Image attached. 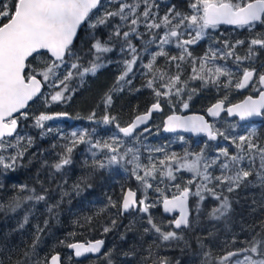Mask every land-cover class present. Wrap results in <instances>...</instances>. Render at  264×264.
<instances>
[{
    "label": "trees",
    "instance_id": "16d2710c",
    "mask_svg": "<svg viewBox=\"0 0 264 264\" xmlns=\"http://www.w3.org/2000/svg\"><path fill=\"white\" fill-rule=\"evenodd\" d=\"M5 2L10 4L11 0H5ZM157 3L160 5L161 16L172 5L176 6L177 11L191 14L190 0H157ZM118 6L116 0H104L81 30L72 51L80 57L78 62L83 67H88L89 62L94 59L93 37L107 41L120 20L118 17L111 18L107 25H99L95 29L88 25L95 23L97 16L105 11L116 10ZM140 10H143V5ZM123 30L128 29L125 27ZM139 31L145 32L142 24L139 26ZM160 31L162 34V30ZM182 38L187 39V34L185 33ZM253 38H264V24L257 23L245 27L220 25L215 29H207L203 38L190 45L189 50L193 57L200 58L209 48L223 47L225 40L230 43L241 40L245 43L238 46L235 51L244 57L248 51V42ZM144 39L148 37L145 36ZM132 43L137 47L140 59L126 77V80H131V84L124 81L118 83V77L125 70L124 62L130 60L131 55L127 52L123 40L113 37L110 43L112 51L102 54L100 63L104 66L99 68L95 75L88 73L83 80L75 76L69 81V88L74 91L65 95H70V99L46 104L45 98L54 94L56 89L45 83L43 95L26 110L27 118L18 117L20 130L17 135L21 139L17 141V135L6 139V145L11 144L14 147H7L0 152L6 160L17 152L23 153L14 170H5L0 166V204L7 205L13 197L21 198V207L15 212L8 210L7 207L0 211V261H3V264H15L17 260L27 264L37 253L38 255L41 253L42 261L53 254L61 253L64 257L63 264H77L67 244L96 240L105 242V253H111L112 264H159L160 261L154 258L153 253L159 255L160 259L167 258L170 264H177V261L179 264H217V257L223 256L228 251L246 247L241 241L250 240L251 235L255 234V232L249 233L248 225L256 224L255 231H259L258 222L264 220V207H260L264 204V189L259 186L242 187L237 189L236 193H228L226 190L217 188V192L223 191V194L229 196L232 202V211L219 220L210 219L208 216V212L218 206L219 201L205 193L206 198L201 204V213L197 221L195 208L198 198L193 196L190 205L191 220L194 223L191 228L183 230L187 244L184 241L163 242L156 234L143 231L145 227H148L145 214L138 219H136L138 212L125 216L120 214V206L126 190L142 187L133 175L132 165H126L128 163L123 160L116 164H109V158L113 153L108 149L94 148L89 143H82L74 147L71 153L72 162L69 165L60 171L52 167L64 153V146L69 143L72 132L86 133V138L92 143L99 141L101 144L104 142L112 144L113 140H116L119 146L118 158L130 145L138 147L143 156L144 165L149 164L150 157L158 165L159 159H162L165 154L176 153L177 156L182 157L185 150L199 152L205 147V142L208 144L206 152L209 156L216 155L217 149L223 147H227L230 153L236 151L235 145L223 137H219L218 141L214 142L206 138L195 139L182 134L166 135L162 132L164 120L166 116L174 113L206 115L208 108L221 100L229 106L244 100L249 95L256 97L258 92L254 90L253 85L245 92L234 86L225 88L223 86L227 80L225 77L220 78V86L202 85L199 80H189L191 67L188 63H184L181 79L188 81V85L184 90L183 99L188 100V94L192 93V98L188 101L189 107L184 109L175 95L170 98L163 96L158 98L153 88L147 87V81L152 76L144 65L148 63L150 54L157 51L156 45L153 44L148 51H144L141 39L134 38ZM122 47L124 51H121ZM165 51L170 55L180 54V49L175 43L165 45ZM44 53L42 57L30 59L33 68L43 67L42 61L49 59L50 55ZM68 62L70 64L73 61L70 59ZM216 63L232 71L233 83L240 78L245 68H254L256 70L254 80H258L259 74L264 73V48L255 46L254 57L251 60H243L239 64L234 58L218 59ZM157 67L173 74L176 71L175 66H169L164 57L157 59ZM65 71L63 68L60 69L58 75L62 78ZM38 78L41 77L38 76ZM155 87H160L159 80L156 81ZM255 87L258 88L259 84L256 83ZM192 89L196 91L192 92ZM108 95H111L112 102L106 107L105 101ZM158 99L163 107V113L154 115L150 133L143 134L139 131L134 137L128 138L119 131L117 124L119 127L130 125L137 116L148 112ZM42 113L53 116L66 113L71 120L65 122L53 119L45 123V128L41 129L35 126V118ZM93 113L95 118L89 119ZM106 114L115 117V120L109 124L103 123L102 118ZM210 121L217 129L226 132L230 137L247 135L248 131L254 128L257 133V143L264 147V118L261 123L241 125L236 119H230L225 114L219 120ZM48 128H51L50 132L47 131ZM29 138L33 141L30 146L27 142ZM156 149H163V151H156ZM99 162H103L106 167L102 169L97 167ZM258 165L257 158L256 166ZM244 166L248 167L247 159L244 161ZM219 174V169L216 168L214 175ZM176 175L178 179L172 183H178L181 186L191 179V174L187 172H179ZM249 179L255 181V175ZM77 184L80 185V190L74 189V185ZM166 184L168 185L166 194L170 196L175 189L167 181L165 184H160V187L165 188ZM22 185H27V189L20 191ZM191 187L195 191V185ZM32 189L35 191H31ZM138 194L140 197L144 196L143 193L138 192ZM37 195H44L45 200L26 199ZM147 196L149 203L157 199L154 189L147 190ZM110 200L116 203L115 207L111 206ZM253 200L256 201L255 204ZM161 205L157 204L150 209V212L156 222L162 223L165 231L172 230L169 225L171 219L162 214ZM52 206H55L54 210L49 212L48 209ZM101 209L104 211L101 212ZM25 216L28 217L27 223H24ZM85 217L93 218L91 224L84 223ZM112 219H116V227L104 233L103 228L111 227ZM21 224H23L22 228ZM130 225L132 228L128 230ZM242 228L245 230L242 231ZM37 236L38 242H36ZM197 238L202 241V245ZM233 238L237 241L235 244L232 243ZM34 242L36 247L33 252ZM113 244L115 245L112 246ZM24 252L32 253V255L25 258ZM126 252L132 254L125 256ZM206 252L211 255L206 257ZM107 259L103 255L96 262L107 264ZM235 259L237 258L233 260Z\"/></svg>",
    "mask_w": 264,
    "mask_h": 264
},
{
    "label": "snow or ice",
    "instance_id": "6c2138e0",
    "mask_svg": "<svg viewBox=\"0 0 264 264\" xmlns=\"http://www.w3.org/2000/svg\"><path fill=\"white\" fill-rule=\"evenodd\" d=\"M116 2L119 5L116 10L105 11L96 17L95 23L88 25L95 29L99 25H107L111 18L118 17L120 20L107 41L93 37L94 59L89 62L88 67H83L78 62L80 57L73 53L72 45L74 38L77 37L78 29L86 21L91 20L94 10H98L101 6V0H11L10 4L6 3L5 0H0V151L6 150L7 147H14L11 144L6 145L4 139L5 137H12L17 131L18 117L14 114L18 113L27 118V112L22 110L28 107L29 101L43 95L41 89L45 83L56 89L54 94L45 98L46 104L70 99V95H65V93L74 91V89L69 88V81L75 76H79L83 80V77L88 73L95 75L96 71L104 66L100 63L102 54L112 51L110 43L113 37L122 39L127 52L131 55V59L124 62L125 70L118 77V83L124 81L131 84V80H126V77L133 71V65L140 59V53L132 43V40L137 38L142 40L144 51H148V48L153 44L157 47V51L150 54L148 63L144 65L152 76L147 81V87L153 88L156 97L170 98L175 95L184 109L189 107L188 101L191 100L192 93L188 94V100L183 99L188 81L181 79L183 64L188 63L191 67L189 80H199L202 85L220 86V78L225 77L227 78L223 84L225 88L234 86L236 89H244L251 84L254 90L258 92L256 97L249 95L241 103L227 108H225L224 100L218 101L208 108L207 112L210 116L218 117L222 111H226L229 116H239L241 120L252 117L264 118V73L259 74L258 80H254L256 70L245 68L240 78L233 83L232 71L224 65L216 63L218 59L227 60L228 58H234L237 64L242 63L243 60H251L255 55V46L264 48V38L251 39L248 42V51L244 57L235 51L238 46L245 43L241 40H237L235 43L225 40L223 47L209 48L200 58L193 57L189 50L190 45L203 38L207 29H215L221 24L238 27L253 26L257 23L264 24V0H190V15L177 11L176 6L172 5L167 8L162 16L157 0H132V2L116 0ZM141 5H143L142 11L140 10ZM141 24L145 28V32L139 31ZM125 27L128 30L124 31ZM160 30H162V34ZM185 33L188 36L187 39L182 38ZM145 36L148 39L145 40ZM173 43L180 49L178 56L170 55L165 51V45ZM41 50H46L50 57L48 60L42 61L43 67L33 68L29 58L35 60L37 57H42L45 53ZM124 50L122 47L121 51ZM159 57H164L169 66H175L174 74L157 67ZM70 59L73 62L69 64ZM62 68L66 71L61 78L58 72ZM157 80L160 81L159 88L155 87ZM256 83L259 84L258 88L255 87ZM195 91L192 89V92ZM111 102L112 97L108 95L105 106H109ZM154 110H160L159 99L147 113L137 116L129 126L119 127L117 124L119 131L125 137L131 136L139 125L147 122ZM62 115L67 114L60 113L53 116L42 113L35 118V126L44 129L46 121ZM94 118L95 113L89 117V119ZM102 120L103 123L109 124L115 120V117L106 114ZM144 130L148 131L147 128ZM164 130L168 132L183 130L185 132L204 133L208 141L223 137L235 145L236 151L230 153L227 147H223L217 149L216 155L209 156L206 152L208 144L205 142V147L201 148L199 152L185 150L182 157L177 156L176 153L165 154L162 159H159L158 165L150 157L148 165H141L137 152L132 148H129L118 158L119 146L116 140H113L112 144L107 142L101 144L99 141L92 143L86 138V133L72 132L69 143L64 146V153L52 167L56 171H60L69 165L72 162L71 153L74 147L82 143H89L94 148L108 149L113 153L109 158V164L119 163L129 153H132V159L128 162L136 165L133 169V175L144 189V196L138 199L137 193L129 189L123 195L120 214L130 210L145 214L148 227H145L143 231L156 234L163 242L184 241L187 244L183 230L191 228L194 223L190 219L192 214L189 205L190 197L198 198L195 208L197 221L205 193L219 201L218 206L213 207L208 212L210 219L219 220L232 211V202L229 196L223 194V191L217 192V188L226 190L228 193H236L237 189L248 186H259L264 189V147L257 143V133L254 128L248 131L247 135L230 137L226 132L215 128L203 116L183 117L174 113L168 116L165 121ZM47 131L50 132L51 128H48ZM16 139L19 141L21 137L17 135ZM27 142L29 146L33 143L31 138ZM156 151H163V149H156ZM22 156V152H17L6 160L3 155H0V166L5 170H14L17 161ZM257 158L259 160L258 167L256 166ZM246 159L248 161L247 168L244 166ZM96 166L101 169L106 167L103 162L97 163ZM216 168L219 169V175H214ZM179 172L191 174V179L184 186L172 183L178 179L176 173ZM253 175H255V181L249 179ZM166 181L175 189L170 196L166 194L167 184L165 188L160 187V184H165ZM192 185H195V191L192 190ZM87 186L90 187L91 185ZM26 189L27 185L20 186V191ZM74 189L80 190V185H74ZM149 189H154L157 193L155 202H148L147 190ZM31 191L34 192L35 190L32 189ZM26 199L43 201L45 196H29ZM109 203L112 207L116 206V203L111 200ZM255 203L256 201L253 200V204ZM157 204H162L164 213H178L169 221L172 230L165 231L162 223L156 222L151 214L150 209ZM5 207L15 212L21 207V198L13 197L7 205L0 204V211ZM54 207H49L48 211L53 212ZM260 207H264V204H261ZM100 211L103 212L104 209ZM92 219V217H85L84 223L91 224ZM27 222L28 217L25 216L24 223ZM116 224V219H112L111 227L105 226L103 232L111 231V228L116 227ZM258 226L259 231H255L256 224L248 225L249 233L255 232V234L251 235L250 240L241 241L246 247L228 251L223 256L217 257V264H264V220H260ZM20 227L22 228L23 224ZM131 228L130 225L128 230ZM243 230L245 229L242 228ZM38 231L40 230L38 229ZM197 239L202 245V241ZM38 241L39 237L37 236L36 242ZM36 242L32 245L33 252ZM236 242V239L233 238L232 243L235 244ZM103 245V240H96L87 243H68L67 247L74 250V256L79 258L90 253H100ZM131 254V252L124 253L125 256ZM241 254H243L242 259L239 258ZM23 255L28 258L32 253L24 252ZM104 255L108 258L107 264H112L111 253ZM210 255L211 253H205L206 257ZM233 257L237 259L233 260ZM0 264H3V261H0ZM15 264H23V262L17 260ZM36 264H61V257L57 253L44 261H37ZM159 264H170V261L167 258H162ZM177 264H179L178 261Z\"/></svg>",
    "mask_w": 264,
    "mask_h": 264
},
{
    "label": "water",
    "instance_id": "95a60500",
    "mask_svg": "<svg viewBox=\"0 0 264 264\" xmlns=\"http://www.w3.org/2000/svg\"><path fill=\"white\" fill-rule=\"evenodd\" d=\"M103 1H104V0H101V4H102ZM94 11H95V10H94ZM86 23H87V21L81 26V28L78 29L77 37L74 38V42H73L72 47L74 46V44H75V42H76V40H77V38H78V36H79L81 30L84 28V26H85ZM221 25L237 27V26H235V25H227V24H221ZM219 26H220V25H219ZM41 51H42V52H46V50H41ZM49 55H50V54H49ZM29 59H31V58H29ZM254 79H255V77H254ZM250 87H251V84L249 85V87L244 88V89H239V90L242 91V92H245V91H247ZM44 90H45V86L43 85V87H42V89H41V92L43 93ZM40 96H41V95H40ZM40 96H39V97H40ZM39 97H38V98H39ZM38 98H34L32 101H29L28 107H27L26 109L22 110V111H26V110L31 106V104H33ZM242 101H243V100H242ZM242 101H240V102H238V103H241ZM238 103H235V104H238ZM232 105H234V104H232ZM229 106H231V105H229ZM229 106H227L226 103H225V108H227V107H229ZM150 108H151V107H150ZM146 113H147V112H146ZM162 113H163V107H162L161 104H160V110H154V111H152L151 116H150V118L147 120V122H146L145 124H141V125H139V126L134 130L133 134H132L131 136H128V138H132V137H134V136L136 135V133L139 132V131H142L143 134H148V133H150V132L152 131L151 124H152V121H153V117H154V115H156V114H162ZM144 114H145V113H144ZM225 114H226L230 119H236L241 125L257 124V123H261V122L263 121V118H260V117H252V118H249V119H247V120H241V119L239 118V116H235V115H233V116H229L228 113H227L226 111H222L218 117H212V116H210V115L208 114V112H207L206 115H205V114H199V113L176 114V115H180V116H183V117H188V116H193V115H199V116H203V117H204L209 123L212 124V122H211L210 120H219V119H220L223 115H225ZM14 115L17 116V117L20 116L18 113H17V114H14ZM141 115H143V114H141ZM170 115H173V114H170ZM170 115H168V116H170ZM168 116H166V118H165V120H164V125H165V121L167 120ZM55 120H60V121H65V122H70L71 117H70L69 115H62V116H58L57 118H55ZM134 120H135V119H134ZM128 126H129V125H128ZM126 127H127V126H126ZM145 128H147L148 131H145V130H144ZM19 130H20V123H19V121H18V127H17V131H16V133H14L12 137H5L4 139L6 140V139L14 138V137L18 134ZM162 132H163L164 134H166V135L182 134V135L191 136V137H193V138H195V139H202V138H206V139H207V136H206L204 133L185 132V131H183V130H177L176 132H168V131H165V130H164V126H163V129H162ZM122 134H123V133H122ZM123 135H124V134H123ZM218 139H219V137L217 138V140H214V142L218 141ZM0 152H1V151H0ZM129 189H130V188H129ZM129 189H127L126 192H127ZM131 190H133V189H131ZM133 191H134V190H133ZM135 192H136V191H135ZM136 193H137V192H136ZM137 198H138V194H137ZM190 200H191V197H190V199H189V205H190ZM190 208H191V207H190ZM161 210H162V212H163L162 205H161ZM132 211H133V210H130L129 212L123 213V215H124V216H125V215H128V214L131 213ZM163 214H164V216H166V217H173V216H175V215H178V213L167 214V213H164V212H163ZM190 219H191V216H190ZM178 231H180V230H178ZM80 243H85V242H80ZM105 249H106V244H105V242H104V245L102 246V248H101V252H100V253H98V254H91V253H90V254H86L85 256H83V257H79V258H77V257L74 256V250L69 249V251L73 254L74 258H75L77 261H81V260H85V259H88V258L99 259V258L102 257V255L105 253ZM56 254H57V253H56ZM58 254H59L60 257H61V264H62L63 256H62L61 253H58ZM53 255H54V254H53ZM241 256H243V254H241ZM241 256H240V257H241ZM234 258H236V257H233V259H234ZM94 264H97V263H94ZM150 264H155V263H150Z\"/></svg>",
    "mask_w": 264,
    "mask_h": 264
},
{
    "label": "rangeland",
    "instance_id": "374dc122",
    "mask_svg": "<svg viewBox=\"0 0 264 264\" xmlns=\"http://www.w3.org/2000/svg\"><path fill=\"white\" fill-rule=\"evenodd\" d=\"M49 121H51V120H49ZM49 121H46L45 123H47V122H49ZM215 128H216V126H215ZM131 144V143H130ZM129 148H132V149H134L136 152H137V154H138V156H139V163L141 164V165H144V162H142L143 161V156H141V152H140V149L138 148V147H135V146H132V145H130L127 149H126V151L129 149ZM132 159V153H129V155L123 160L125 163H128V164H126V165H132L133 166V168H135L136 167V165H135V163H129L128 161L129 160H131ZM139 171V170H138ZM141 174H142V172H141ZM134 191H136L137 193L139 192V193H143L144 194V189L142 188V187H140L139 189L137 188V189H133ZM140 198H143V197H140ZM205 198H206V196H205ZM130 214V213H129ZM142 216V213H137V215H136V219H138L139 217H141ZM115 244H113L112 246H114ZM105 254V253H104ZM103 254V255H104ZM102 255V256H103ZM153 256H154V258L155 259H157L158 261H160L161 259H160V256L159 255H157L156 253H153ZM243 258V256H241L240 257V259H242ZM37 261H42L41 260V253L38 255V253L27 263V264H36V262Z\"/></svg>",
    "mask_w": 264,
    "mask_h": 264
},
{
    "label": "flooded vegetation",
    "instance_id": "af4514ba",
    "mask_svg": "<svg viewBox=\"0 0 264 264\" xmlns=\"http://www.w3.org/2000/svg\"><path fill=\"white\" fill-rule=\"evenodd\" d=\"M138 194V193H137ZM192 198V197H191ZM138 199H140V195L138 194ZM190 202H191V200H190ZM190 207H191V205H190ZM132 212H138V211H132ZM131 212V213H132ZM162 214H163V212H162ZM164 215V214H163ZM192 215V214H191ZM166 217V216H165ZM167 218H170V219H172L173 217H167ZM71 254V256L74 258V256H73V254L72 253H70ZM63 256V255H62ZM63 260H64V257H63V259H62V264H63ZM74 260L77 262V264H94V263H97L96 261L98 260V259H92V258H88V259H85V260H81V261H77L75 258H74ZM98 264V263H97Z\"/></svg>",
    "mask_w": 264,
    "mask_h": 264
},
{
    "label": "bare ground",
    "instance_id": "6f19581e",
    "mask_svg": "<svg viewBox=\"0 0 264 264\" xmlns=\"http://www.w3.org/2000/svg\"><path fill=\"white\" fill-rule=\"evenodd\" d=\"M213 124V123H212Z\"/></svg>",
    "mask_w": 264,
    "mask_h": 264
}]
</instances>
